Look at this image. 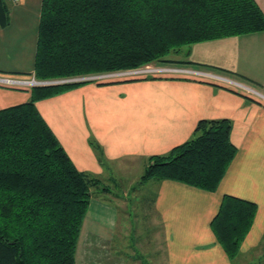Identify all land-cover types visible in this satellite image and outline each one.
I'll return each instance as SVG.
<instances>
[{"label": "trees", "instance_id": "obj_1", "mask_svg": "<svg viewBox=\"0 0 264 264\" xmlns=\"http://www.w3.org/2000/svg\"><path fill=\"white\" fill-rule=\"evenodd\" d=\"M8 10L0 0L3 27ZM260 32L264 13L255 0H42L34 77L62 80L169 63L236 78L168 58L195 44ZM88 83L34 87L29 103L0 111V264H76L102 180L75 167L36 103ZM231 132L229 121H201L194 139L150 158L141 182L170 180L216 192L238 153ZM256 213L255 203L224 197L211 227L231 260Z\"/></svg>", "mask_w": 264, "mask_h": 264}, {"label": "crops", "instance_id": "obj_2", "mask_svg": "<svg viewBox=\"0 0 264 264\" xmlns=\"http://www.w3.org/2000/svg\"><path fill=\"white\" fill-rule=\"evenodd\" d=\"M255 1L264 13V0ZM7 3L9 22L0 25V73L33 77L42 0ZM187 55L186 60L180 54L173 60L235 73L236 78L224 77L255 93L225 83L165 75L90 83L41 100L36 107L75 167L97 178L105 177L108 170L129 176L132 167L146 169L151 157L167 155L194 139L201 121H229L238 153L216 192L155 180L149 198L157 222L165 225L167 264H233L211 227L226 195L257 205L240 254L257 252L264 240V102L256 95H264V32L195 44ZM31 98L30 88L0 86V111ZM117 219L114 205L93 197L78 249L87 246L88 253L89 247L96 248L94 241L108 247L119 232ZM108 258L107 263L113 262L112 256Z\"/></svg>", "mask_w": 264, "mask_h": 264}, {"label": "rangeland", "instance_id": "obj_3", "mask_svg": "<svg viewBox=\"0 0 264 264\" xmlns=\"http://www.w3.org/2000/svg\"><path fill=\"white\" fill-rule=\"evenodd\" d=\"M188 50L189 48L182 50L180 59L186 60ZM175 57L176 55H172L168 59L173 60ZM151 66L184 68L169 63H156ZM12 77L38 82L34 76L14 75ZM147 78H153V76ZM58 84L63 85L62 82ZM36 85H26L21 88L31 89L37 87ZM144 171L145 166L137 167L136 170L132 167L129 169L131 175L126 176L116 173L115 170L113 172L108 170L105 177L99 178L102 180V185L94 191L96 193L94 197H98L101 202H107L115 206L118 217L116 231L119 230V232H116L110 245H107L108 247L104 246L101 241H94L96 248L89 247V252L93 251L90 252L91 257L88 256L87 246L84 247L83 251L78 249L80 255L77 256V264H167L164 257L167 254L165 225L163 226L157 222L159 218L153 214L149 198V193L153 192V181L155 180L146 183L141 182ZM102 187L108 189L110 193L102 190L104 189ZM123 234L125 236H122ZM85 235L87 236L88 232ZM256 250L258 251L253 254H251V250L248 253H241L233 260V264H264V240ZM108 255L113 257L111 258L113 262L107 263L110 259Z\"/></svg>", "mask_w": 264, "mask_h": 264}, {"label": "built area", "instance_id": "obj_4", "mask_svg": "<svg viewBox=\"0 0 264 264\" xmlns=\"http://www.w3.org/2000/svg\"><path fill=\"white\" fill-rule=\"evenodd\" d=\"M13 3L18 2L19 0H10ZM165 75H172V76H183V77H192L195 79L208 81V82H215V83H225L229 86L237 87L238 89L246 88L249 93H255V91L251 90L245 85L234 81L233 79L224 77L223 75H218L209 71H198L191 68H177V67H154L151 65L135 69V70H127L121 72H113V73H102L92 76L86 77H78V78H69V79H62V81H54L55 83L68 84V83H76V82H97V83H112L122 81L124 79H139V78H147L149 76L158 77V76H165ZM28 80V79H27ZM26 79L15 78L12 76L0 74V86L3 87H25L27 84L32 81H27ZM108 80V81H106ZM41 85V84H40ZM36 85V86H40ZM35 86V85H31ZM260 101L264 102V95L261 93L256 92Z\"/></svg>", "mask_w": 264, "mask_h": 264}, {"label": "water", "instance_id": "obj_5", "mask_svg": "<svg viewBox=\"0 0 264 264\" xmlns=\"http://www.w3.org/2000/svg\"><path fill=\"white\" fill-rule=\"evenodd\" d=\"M38 83L41 85L37 87L59 85L58 83H55L54 81H50V82L49 81H38Z\"/></svg>", "mask_w": 264, "mask_h": 264}, {"label": "bare ground", "instance_id": "obj_6", "mask_svg": "<svg viewBox=\"0 0 264 264\" xmlns=\"http://www.w3.org/2000/svg\"><path fill=\"white\" fill-rule=\"evenodd\" d=\"M34 81H35V80H33V84H31V82H30V83H26V84H27V85H36V84H37V85H40L38 82H36V81L34 82ZM35 83H36V84H35Z\"/></svg>", "mask_w": 264, "mask_h": 264}]
</instances>
